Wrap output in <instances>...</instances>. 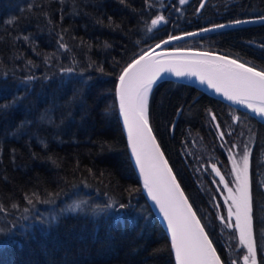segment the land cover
I'll use <instances>...</instances> for the list:
<instances>
[{
  "label": "trees",
  "instance_id": "obj_1",
  "mask_svg": "<svg viewBox=\"0 0 264 264\" xmlns=\"http://www.w3.org/2000/svg\"><path fill=\"white\" fill-rule=\"evenodd\" d=\"M158 15L166 23L149 31ZM258 16L264 0H0V264H174L129 160L117 77L168 35ZM262 46L264 22L168 47L217 52L264 70ZM217 122L225 135L250 136L254 228L264 232V125L189 85L166 80L154 89L150 126L229 264L235 231L221 225L223 204L214 206L218 193L209 175L196 172L192 147L195 137L225 168Z\"/></svg>",
  "mask_w": 264,
  "mask_h": 264
},
{
  "label": "snow or ice",
  "instance_id": "obj_2",
  "mask_svg": "<svg viewBox=\"0 0 264 264\" xmlns=\"http://www.w3.org/2000/svg\"><path fill=\"white\" fill-rule=\"evenodd\" d=\"M179 3L184 4L185 0H179ZM203 6L201 3V7ZM257 19L264 22V16H258L255 19H237L229 24H216L198 32L168 35L167 39L143 50L138 57L133 58L118 76L115 94L119 114L126 128L131 156L143 179V189L147 191L148 197L162 214V219L166 221V227L171 233V248L174 250L176 264H224V262L217 254L213 241L193 210L192 204L189 203L153 134L150 126V99L154 89L165 79L166 74L178 78L196 77L209 89H214L229 101L264 119V70H258L229 55L211 51L180 47L159 52L156 50L186 37H195L201 32L254 23ZM161 22L166 23L163 15L151 19V27L148 30L151 31ZM24 39L27 40L28 37L25 36ZM61 47L66 48L67 45L61 44ZM27 79L32 80L33 77L29 76ZM210 115L212 121L216 122L215 114ZM231 118L233 122L239 120L235 115ZM216 128L218 138L224 140L225 132L219 130L218 122ZM227 134L232 135L231 132ZM236 147L238 145L233 144L228 148L233 186H230V182L221 174L215 163L211 165V172L219 177V184L223 185L227 192L224 197L227 215L226 217L221 215L219 220L225 222V227L238 233L239 246L247 250V254L243 256L244 264H258V251L264 253V248L259 244V240L264 239V232L254 228L250 179L252 148L245 145L237 159L232 153V149ZM31 202L30 200L29 203ZM126 207L128 206L124 204L118 205L119 209ZM261 227L264 228V221L261 222ZM229 264H236V261L230 260ZM259 264H264V255H261Z\"/></svg>",
  "mask_w": 264,
  "mask_h": 264
},
{
  "label": "rangeland",
  "instance_id": "obj_3",
  "mask_svg": "<svg viewBox=\"0 0 264 264\" xmlns=\"http://www.w3.org/2000/svg\"><path fill=\"white\" fill-rule=\"evenodd\" d=\"M241 131H243V130H241ZM241 131H240V133H238V137H232L233 134L232 135L226 134L224 137V140L218 139V144H220V147H221V145H224L221 148L224 150L225 154L227 155V159H228V163H227L225 168H223L220 165V162L216 159L214 152L207 150L204 146L199 145V143H198L199 141L195 137H192L193 138L192 139L193 151L195 152V154H197V158L195 160V163H196V166H195L196 169L195 170L198 173L199 177H202L204 174H206L212 178V183H213L214 189L216 190V193H218V196L214 197V199H213L214 206L216 204V208H219V207H217V205L220 204L219 202H222V204H223L224 213L220 214L219 217L221 215L226 217V215H227V208H226V205L224 204V197L227 195V192H226V190L223 189V185L219 184V177L215 176L214 173H212V175H211L209 172V169H211V165L213 163H215L217 165V167L220 169L221 174L224 175L225 178L230 182V186H233V184H232L233 177L231 175V160L229 159L228 148H230L233 144L238 145V147L232 149V153H233V155L236 156L237 159H239V156L242 154L244 146L248 145L249 147H251L250 136L241 134L242 133ZM228 132L233 133L231 130H227V133ZM187 152H191V150H189V151L187 150ZM221 225L223 226V228L228 229L227 227H225V222H221ZM233 234L235 237L234 240L237 242L234 245V247H236V249L233 251L234 253H232L234 256L233 260L236 261V264H244L243 256L245 254H247V250H246V248H242L239 246L238 233L235 232ZM233 234H232V237H233ZM237 247H239V248H237Z\"/></svg>",
  "mask_w": 264,
  "mask_h": 264
},
{
  "label": "water",
  "instance_id": "obj_4",
  "mask_svg": "<svg viewBox=\"0 0 264 264\" xmlns=\"http://www.w3.org/2000/svg\"><path fill=\"white\" fill-rule=\"evenodd\" d=\"M256 17L254 18H248V19H255ZM246 20V19H244ZM257 22H261L259 21L258 19L256 20V22L254 23H257ZM230 23V22H229ZM229 23H224V24H229ZM244 24H250V23H243V24H239V25H232L230 27H226V28H223V29H227V28H231V27H236V26H240V25H244ZM212 26H209V27H206V28H211ZM204 29V28H202ZM223 29H214L213 31H209V32H201L199 35H203V34H206V33H210V32H215V31H219V30H223ZM200 30V29H199ZM199 30H195V31H191V32H198ZM178 35H181V34H178ZM197 35V36H199ZM195 36V37H197ZM190 38H194V37H186L184 38L183 40H187V39H190ZM167 39V37L165 38ZM181 40V41H183ZM160 42V41H159ZM158 42V43H159ZM176 42H179V41H176ZM176 42H173V43H176ZM157 44V43H156ZM155 45V44H154ZM153 45V46H154ZM152 46V47H153ZM173 48H177V47H168V46H164L162 49H157L156 51L159 52V51H163L165 49L167 50H171ZM181 48V47H180ZM191 49H195V48H191ZM196 50H200V51H207V50H201V49H196ZM212 52V51H211ZM217 53V52H215ZM217 54H221V53H217ZM221 55H224V54H221ZM138 57V56H137ZM131 62V61H130ZM129 62V63H130ZM127 66V65H126ZM125 66V67H126ZM259 70V69H258ZM119 76V75H118ZM166 80H169V81H173V82H178V83H182V84H185V85H189V86H192L193 88H195L196 90L212 97V98H215L237 110H240V111H243L247 114H249L251 117H253L255 120H257L259 123L263 124L264 125V119H262L261 117L257 116L255 113L251 112L250 110H247L245 107L239 105V104H236L232 101H229L227 98H225L222 94H218L215 92L214 89H209L207 87L206 84H201L199 79L196 78V77H175L174 75L172 74H166L165 75V79L163 81H166ZM162 82V81H161ZM118 83V77H117V80H116V84H115V88H116V85ZM115 103H116V108H117V115H118V120H119V123H120V126H121V129H122V132H123V136H124V139H125V143H126V148H127V152H128V156H129V160L131 162V165L134 169V172L138 178V181H139V184H140V188H141V192L146 200V202L148 203L151 211L153 212L156 220L159 222L162 230L164 231L166 237H167V240H168V243H169V246H170V250H171V254H172V258H173V263L176 264V261H175V255H174V250L171 248V233L170 231L167 229L166 227V221L162 219V214L159 213L158 211V208L155 206L154 202L151 201L150 197H148L147 195V191L145 189H143V179L142 177L139 175V170H138V167L135 165L134 163V158L131 156V151H130V146L128 144V141H127V132H126V128L124 127L123 125V122H122V117L120 116L119 114V110H118V100L116 98V94H115ZM179 115V111L177 112V115H176V118H175V121L177 119ZM174 121V122H175ZM154 134V133H153ZM157 140V139H156ZM158 143V141H157ZM161 148V147H160ZM162 151V149H161ZM163 152V151H162ZM165 156V155H164ZM166 159V157H165ZM170 166V165H169ZM175 175V174H174ZM182 188V187H181ZM183 190V189H182ZM185 194V193H184ZM186 195V194H185ZM190 203V202H189ZM191 204V203H190ZM194 210V209H193ZM198 217V216H197ZM218 254V252H217ZM219 255V254H218Z\"/></svg>",
  "mask_w": 264,
  "mask_h": 264
}]
</instances>
